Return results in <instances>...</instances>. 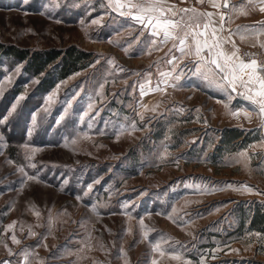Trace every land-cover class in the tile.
Segmentation results:
<instances>
[{
    "label": "rangeland",
    "instance_id": "obj_1",
    "mask_svg": "<svg viewBox=\"0 0 264 264\" xmlns=\"http://www.w3.org/2000/svg\"><path fill=\"white\" fill-rule=\"evenodd\" d=\"M102 3L103 0H0V42L31 49L75 45L91 52L90 65H95L76 72L79 75H69L42 93L36 87L37 79L23 73L22 64L0 58V116L7 115L17 98L23 97L9 118L5 141L0 142V253L6 250L3 243L14 248L31 239L32 243L24 246L58 248L69 264H81L86 258L81 251L85 249L90 252V264H124V259L115 258L120 247L127 253L128 264H147L152 258L158 264H177L168 255L153 252L152 245L159 242L167 253L178 249L179 241L186 246L185 257L194 264L201 253L205 264H264V241L255 236L257 230L249 227L253 207H264V194L247 198L250 192L226 189L202 195L185 186L203 182L223 188L234 183L239 189L241 184H247L264 193L255 176L264 154L259 132L242 129L248 138L244 143L237 142L233 150L218 149L222 125L219 129L210 122L206 105L209 97L199 93L212 85L195 78L187 69L180 89L168 88L163 94L150 92L143 97L142 102L149 106L159 103L158 113L163 115L146 111L145 120L139 121L136 112L142 109L137 101L144 73H152L154 87L158 71H167L170 66L160 60L159 66L157 62L148 63L153 53L140 54L141 42L136 45L130 41V28L120 27L112 15L105 18ZM96 18H101L100 24L91 23ZM109 37L124 46L131 43L130 53L110 43ZM98 58L100 63L95 64ZM108 58H114L115 64L108 65ZM120 67L126 71L120 72ZM101 84L102 98L97 96ZM76 92L80 95L67 120L56 125L65 100ZM52 93L54 99L45 105L46 97ZM90 97L95 105L90 112L92 119L85 116L81 120ZM181 107L183 112L179 111ZM196 108H200L199 113ZM166 109L172 110L165 112ZM153 115L157 118L149 120ZM33 116L35 128L29 136ZM133 119L142 130L124 132L117 139L116 132ZM105 121L110 122L107 128ZM74 129L81 138L75 145L66 146L65 137ZM100 129L105 130L104 135L99 134ZM85 133L88 138H84ZM248 145L255 147L248 149L252 158L245 166L235 157ZM33 149L38 151L31 154ZM26 153L31 154L30 160L25 158ZM30 163L36 168L27 167ZM21 164L29 174L42 169L41 182L27 181L18 170ZM65 178L68 184L61 191ZM94 180L99 183L93 185L89 196L83 202L76 201L75 196L83 195L87 184ZM125 201L130 202L127 214L121 208ZM93 203L107 205L98 209L99 217L85 207ZM241 209H245L243 215ZM35 211L40 212V217ZM49 213L56 219L51 233L47 228ZM168 213L180 219L174 223ZM141 217L149 230L147 239L142 236ZM82 219L83 226L79 223ZM189 219L191 223H183ZM13 221L17 222L12 231L21 241L19 245L12 244V231L7 232L6 239L3 237L4 227ZM29 226L37 235H28ZM225 242L239 251L225 248ZM210 249H217L215 260L208 255Z\"/></svg>",
    "mask_w": 264,
    "mask_h": 264
},
{
    "label": "snow or ice",
    "instance_id": "obj_2",
    "mask_svg": "<svg viewBox=\"0 0 264 264\" xmlns=\"http://www.w3.org/2000/svg\"><path fill=\"white\" fill-rule=\"evenodd\" d=\"M202 2V0H201ZM211 5L215 9H220L217 13L212 12H203L195 7L188 8H177L173 4H169L167 0H107L106 4H101V7L111 9L113 12L119 13L121 17H129L135 24L141 25L140 35L136 36L134 39L140 41V36H145V30H148L147 36H145L144 47L140 49V54L147 52L151 54L152 51L158 50L159 47L168 41L172 42V47L166 53V59L164 63L170 66L167 71H158L159 80L152 86L150 71H146L143 77V83H140L139 86V97L140 100L137 101V104L141 111H137L136 115L139 117V121H144L145 116L144 112L151 111L152 113H158L159 103L149 106L148 104L143 103V97L150 92H156L163 94L167 91L168 88L180 89L182 87L181 81L185 75V69L192 72L193 75L199 76L204 82L210 85H214L219 88L222 93L225 94L226 100H218V103H222L226 114L239 117L241 114L244 115L249 122L255 118L258 121V127L264 128V59L258 58L257 53H243L241 54L240 48L237 46L236 42L231 39L232 36L238 35L240 40L254 39L252 47H256L257 44L261 49H264V20L257 21L253 24L246 25H237V27L232 29L225 28L226 24H230L232 15L239 12V14L247 15L248 10H258L260 13H264V0H246V3H242L237 6L230 2V0H210ZM218 17V19H213V16ZM227 17V19H226ZM57 22H61L57 20ZM81 24L84 23L83 20L80 21ZM92 24H100L101 18H96L91 21ZM110 43H115L122 47L125 54L130 53L132 48L131 43L127 46L121 45L119 41H113L110 37L108 38ZM230 44L231 47H226ZM179 52L177 56L174 51ZM185 56L193 57L192 61L189 64H181V60ZM100 59L98 58L95 61V64H99ZM108 65H114L115 59L108 58ZM160 61H157V66H159ZM94 67L95 65H90ZM151 67V66H150ZM20 67L17 66L16 71L19 72ZM120 72L126 71L123 67L119 68ZM75 75H79L76 73ZM136 75H140L136 73ZM107 82V81H105ZM63 83V81L61 82ZM59 88V85L57 86ZM104 84L100 85V91L97 92V96L102 98ZM238 88H243L244 91L239 94L243 96L246 100L252 105V110L244 108H233L231 107V101L233 99L232 93L237 92ZM135 85H133V91H135ZM230 90V91H229ZM80 95V92H76L71 98L65 100V106L57 117L55 123L56 125H61L62 122H65L70 115V110L73 108V102L76 101V98ZM55 93L49 94L45 99V105H49L54 99ZM23 97L17 98V103ZM191 99V97H189ZM17 103L12 104L11 111L7 115L0 116V142L5 141V130L8 127L9 118L15 113L17 108ZM95 105L89 98V103L87 109L84 111L83 115L80 116V119L83 120L85 116H88L91 120L90 112L94 109ZM172 109H166L165 112L171 111ZM44 111L47 113L48 108L46 107ZM180 112H183L184 109L181 107ZM197 113L200 112V108H196ZM98 115V111L96 113ZM163 115V113H158ZM157 116L153 115L149 117V120L156 119ZM200 117L198 116V120ZM105 128L109 126V121H105ZM204 123L207 124V120H204ZM146 127V125H144ZM35 128V117L33 116V128L28 129V135H32V131ZM89 128H91V123H89ZM137 130H142L138 128V121L133 119L130 122L126 121L124 126H121L119 131L116 132L117 139L119 136L128 132H135ZM100 135L105 134L104 129L99 130ZM84 138H88L87 134H83ZM71 137V139H69ZM81 138V134L75 129L72 132L68 133V136L65 137V145L68 143L75 145L77 141ZM261 147H264V140L259 142ZM27 148L28 145H25ZM254 145H248V148L241 150L236 154V162H243L245 166L250 165L252 154L249 153L248 149L254 148ZM38 149H33L31 154H34ZM31 154L26 153L25 158L31 159ZM259 155V153H256ZM178 166V161H176ZM32 169L36 168V165L30 163L27 165ZM67 167V166H66ZM25 165L21 164L18 167V170L23 173V177L27 181H36L41 182L40 172L42 169H38L34 174H29L24 170ZM261 174H264V170H261ZM24 183V180L21 181ZM99 183V180H94L93 183H89L86 186V189L83 190V195L77 194L75 196L76 201L83 202L85 196L93 190V185ZM68 184V179L65 178L61 185V191L64 190L65 186ZM186 187L194 188L199 194L212 193L217 190H243L247 192H255L256 194H264L258 188L249 186L247 184H241L239 189L234 183H229L224 185L223 188H220L217 185L209 186L207 183H196L192 185H185ZM143 195V192L141 193ZM130 202L125 201L121 204L124 214H127L129 209L128 205ZM226 206V205H224ZM85 207H90L91 212L99 217L100 213L98 209L107 207L103 203H93L85 204ZM219 211V208L216 209ZM176 209L173 207L172 212H175ZM37 217H40V212L35 211L34 213ZM64 214H67L66 211ZM115 214V213H113ZM161 213H157L160 215ZM150 215V213H149ZM168 218L172 219L173 222H177L180 218H174L172 213H168ZM199 215V214H198ZM16 221H13L4 227L5 232L12 231L16 226ZM56 223V219L53 218L51 213L48 216V232L51 233V229ZM82 226L84 225L83 219L79 222ZM183 223H191V219L183 221ZM140 227L142 230L143 238H148L149 230L146 229L144 225L143 218H140ZM110 231V230H109ZM29 236L37 235L32 231L31 226L28 230ZM248 236H252V233H248ZM255 236L260 237L264 241V233L257 232ZM12 244L19 245L21 241L17 238L15 231H12L10 237ZM88 239L91 240V232L88 233ZM2 243V241H0ZM179 245V248H173L170 252H165L161 249L160 243L157 242L152 245V251L158 252L160 256L168 255L172 260L177 261V264H194L192 260H189L185 257L184 253L187 250L186 246L179 241L176 242ZM40 246L38 242L37 247ZM47 247V245H44ZM102 250L107 251L103 244L99 245ZM251 245H249L250 247ZM264 248V244L261 245ZM3 247L7 250L8 257L0 260V264H12V257L23 256V264H31L29 259L30 256H35V252H29L22 250L19 253H14L13 249L9 247L7 243H3ZM90 247V245H86ZM195 248V245H192ZM224 247L228 248L232 252H237L239 249L231 248L230 245L225 242ZM221 251L223 249H220ZM79 251V249H78ZM217 249H210L208 255L215 260ZM55 255V254H53ZM127 253L123 247L118 249L116 259H124V264H128L126 259ZM17 264H20V261H17ZM147 264H158L156 258H152L147 261ZM195 264H205V255L201 253L199 255V260Z\"/></svg>",
    "mask_w": 264,
    "mask_h": 264
},
{
    "label": "crops",
    "instance_id": "obj_3",
    "mask_svg": "<svg viewBox=\"0 0 264 264\" xmlns=\"http://www.w3.org/2000/svg\"><path fill=\"white\" fill-rule=\"evenodd\" d=\"M167 2L169 4H173L175 5L177 8H188V7H195L197 9H199L200 11L203 12H212V13H217L218 11H221L220 9H215L212 7L210 0H167ZM231 3L236 4L237 6L241 5L242 3H246V0H230ZM107 0H103V4H106ZM112 15V17H114L116 19V22L118 24H120V27L125 28V27H129L131 30L130 33V41L135 42V44H139V42H141V48L144 47V44L142 43L145 39V36H147L148 34V30H145V36H140V40L141 41H136L134 38L136 36L140 35V30L142 28L141 25L135 24L134 21L131 20V18L129 17H121L119 15V13L117 12H113L111 9L108 8H104V13L103 16H105V18H108L106 16H110ZM213 19H218V17H216L215 15L213 16ZM227 19V17H226ZM107 20V19H105ZM264 20V13H260L258 10H248V14L247 15H242L239 14V12L235 13L232 15V19L230 24H226L225 28L227 29H232L234 30L237 25H246V24H253L257 21H261ZM232 40H234L237 44L238 47H249V48H253L255 50H260L264 53V49H261L259 47V45L257 44L256 47H252L253 43L255 42L254 39H246L241 41L238 35H234L231 37ZM172 47V42L168 41L167 43L161 45L157 51H153V55L150 57V59L147 60L148 63H155L158 60H160L161 62H164V59H166V53L168 52V50ZM226 47H231L230 44L226 45ZM174 53L178 56L179 52H176L175 50H173ZM193 57L191 56H185L183 58V60H181L180 63H190L192 61ZM199 78L201 79L199 76L195 75V78ZM230 91V90H229ZM244 89L243 88H238L237 92H233L232 93V101H231V107L233 108H241V109H248L249 111L252 110V105L250 104V102L248 100H246L243 96H241L239 93L243 92ZM200 94H203L205 96H208L209 100L206 102L207 108L209 109V115H210V122L214 123L217 125V127L220 129V125H222L221 128H225V127H233V128H239V129H249V130H257L259 132V139L264 140V128H259L258 127V121L253 118L251 122L248 121V119H246L244 117L243 114H241L239 117H234L231 115L226 114V110L223 106L222 103H218V100H226V96L224 93L221 92V90L217 87H215L214 85H212L211 87L208 86L202 88V90H200L199 92ZM241 102V104L239 103ZM243 103V104H242ZM263 152H264V147H263ZM260 166L257 170L255 176L258 177L257 181L258 184L257 186H259L260 188L264 187V174H261V170H264V154L260 159ZM255 171H251V173L253 174ZM260 184V185H259ZM264 189V188H263ZM257 196L255 192H252L248 197L253 198ZM9 233H5L3 232V237H6ZM29 243H32L31 239H25L23 240V243L18 246V247H14L12 248L14 253H19L22 250L24 251H29V252H35V256H30L29 259L31 261V264H69V263H65L68 262V259L65 257V254H63V252L56 248V249H40V248H31V247H27L24 245H27ZM83 255L86 256L85 260L81 261V264H90L89 262V255L90 252L88 249H85L81 251ZM55 254V255H53ZM8 257V253L6 250L2 251V253H0V260H3L5 258ZM17 261H20V264H23V256H16L14 255L12 257V264H17ZM73 264V263H71Z\"/></svg>",
    "mask_w": 264,
    "mask_h": 264
},
{
    "label": "trees",
    "instance_id": "obj_4",
    "mask_svg": "<svg viewBox=\"0 0 264 264\" xmlns=\"http://www.w3.org/2000/svg\"><path fill=\"white\" fill-rule=\"evenodd\" d=\"M0 58L22 64L23 73L37 79L36 87L42 93L50 90L58 81L86 69L93 63L92 53L75 45L65 48L31 49L0 42ZM247 139V134L242 129L225 127L219 138L218 149L226 147L233 150L237 142L244 143ZM241 211L243 215L245 209ZM251 211L249 227L264 233V207L256 205ZM2 221L3 219H0V240Z\"/></svg>",
    "mask_w": 264,
    "mask_h": 264
},
{
    "label": "built area",
    "instance_id": "obj_5",
    "mask_svg": "<svg viewBox=\"0 0 264 264\" xmlns=\"http://www.w3.org/2000/svg\"><path fill=\"white\" fill-rule=\"evenodd\" d=\"M241 54L243 53H257L258 54V58L260 59H264V53H262L261 51L255 50V49H251L248 47H242L240 48Z\"/></svg>",
    "mask_w": 264,
    "mask_h": 264
}]
</instances>
